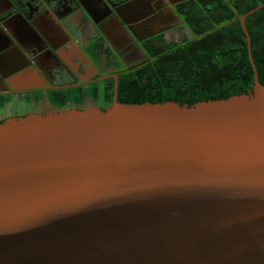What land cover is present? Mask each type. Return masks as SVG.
I'll use <instances>...</instances> for the list:
<instances>
[{"label":"water","instance_id":"95a60500","mask_svg":"<svg viewBox=\"0 0 264 264\" xmlns=\"http://www.w3.org/2000/svg\"><path fill=\"white\" fill-rule=\"evenodd\" d=\"M263 6L250 93L1 122L0 264H264Z\"/></svg>","mask_w":264,"mask_h":264},{"label":"flooded vegetation","instance_id":"af4514ba","mask_svg":"<svg viewBox=\"0 0 264 264\" xmlns=\"http://www.w3.org/2000/svg\"><path fill=\"white\" fill-rule=\"evenodd\" d=\"M129 1L117 0L115 8L133 22L137 38L105 0H0V123L31 113L104 105L90 97L82 105L73 100L61 104L64 91L93 88L115 80V74L119 81L122 69L147 58L142 43L156 35L165 38L183 25L171 23L145 38L154 30L147 25L157 11L144 9L142 0Z\"/></svg>","mask_w":264,"mask_h":264},{"label":"trees","instance_id":"16d2710c","mask_svg":"<svg viewBox=\"0 0 264 264\" xmlns=\"http://www.w3.org/2000/svg\"><path fill=\"white\" fill-rule=\"evenodd\" d=\"M264 0H186L174 5L189 36L167 41L156 35L142 47L147 58L119 74L117 98L124 103L175 101L192 105L203 100L252 92L254 71L247 37L238 15ZM259 80L264 83V6L246 18ZM114 78L93 88L64 91L66 100L82 105L85 98L113 102Z\"/></svg>","mask_w":264,"mask_h":264},{"label":"crops","instance_id":"0c3cea01","mask_svg":"<svg viewBox=\"0 0 264 264\" xmlns=\"http://www.w3.org/2000/svg\"><path fill=\"white\" fill-rule=\"evenodd\" d=\"M171 1L172 0H164L162 2L163 5H161L159 3V2H161L160 0H142L141 6L144 7V9H146L147 11H150V12L157 11L155 14H153L154 16L151 17V21L147 25L148 27L146 26L147 28L154 29V30L150 31V33H148V34H152V33H155L157 31H162L161 30L162 27H166L171 23L180 24L178 17L175 14H173L171 12V10L167 7V4H170ZM156 2L159 3L160 5L155 10H152L154 8V4H157ZM173 8H174V6H173ZM182 26L184 27V25H182Z\"/></svg>","mask_w":264,"mask_h":264},{"label":"rangeland","instance_id":"374dc122","mask_svg":"<svg viewBox=\"0 0 264 264\" xmlns=\"http://www.w3.org/2000/svg\"><path fill=\"white\" fill-rule=\"evenodd\" d=\"M189 36V32L185 27H180L177 30H173L171 32H169L166 36L165 39L167 41H174V40H181V38L183 36ZM90 106H94V105H90Z\"/></svg>","mask_w":264,"mask_h":264}]
</instances>
